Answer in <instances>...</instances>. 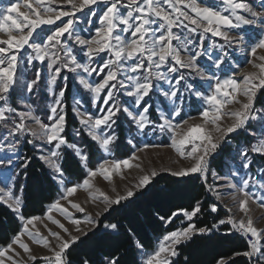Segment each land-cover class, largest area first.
<instances>
[{"label":"snow or ice","instance_id":"obj_1","mask_svg":"<svg viewBox=\"0 0 264 264\" xmlns=\"http://www.w3.org/2000/svg\"><path fill=\"white\" fill-rule=\"evenodd\" d=\"M81 23L90 27L81 29ZM83 31L89 34L84 36ZM209 35L224 43L212 41L206 46ZM231 48L252 57L247 63L255 71L244 73L242 80L223 67L229 55L226 49ZM204 57L210 63L202 65ZM37 63L41 67H36ZM29 70H34L30 79ZM65 72L72 74L99 113L81 111L78 106L82 101L75 99L72 112L80 127L74 135L83 133L98 147L102 155L95 166H91L90 154L68 139L64 101L69 76L63 75ZM94 74L98 77L95 81ZM196 80L202 83L197 86L191 82ZM42 85L51 98L46 119L26 98ZM121 94L130 99V107L119 101ZM258 95L264 96V0H258V6L249 0H216L213 4L203 0H9L0 6V205L20 224L9 242L0 246V264H35L37 259L43 264H89L70 257L83 242L81 237L88 235L80 225L97 227L98 222L91 215L84 220L76 218L73 211L84 213L85 208L69 198L82 190L93 202L99 200L105 212L132 200L158 175L156 169L145 171L137 162L141 159L138 153L150 147L170 148L189 162L178 170L162 171L176 178L195 176L217 202L222 203L226 196L232 206L223 204L226 217L211 227L197 226L200 201L191 210L160 216L165 226L178 215L184 218L181 223H188L164 234L156 248L145 254L144 264H178L181 245L197 236H210L223 225L230 228L224 235L239 234L247 249L220 258L216 264H229L230 260L235 264V257L246 258L248 264H264V229L256 227L264 216L254 221L250 207L264 208V169L258 176L248 174L253 157H264V107H257ZM154 96L157 99L153 102ZM191 98L200 102V123H190L197 117L183 115L185 102ZM13 100L25 110L13 106ZM154 104L158 121L151 118ZM234 104L239 107H231ZM122 115L138 136L159 133L168 135L169 142L138 147L129 139L127 143L134 149L131 155L112 159L119 139L114 126ZM253 123L259 131L252 128ZM242 132L256 139L236 150L232 162L240 160L239 167L221 160L228 172H210L211 164L227 153L230 141ZM22 144L39 153L36 158L48 169L45 177L58 184L62 193L47 205L42 216L24 215V186L19 178L27 179V172L20 170H27L32 159L20 155ZM69 157L84 173L71 186L65 168ZM133 168L142 175L123 193L118 192L114 178L124 179L123 172ZM241 168L246 173L243 177ZM209 174L214 181L224 183L209 184ZM98 177L112 185L113 195L96 185ZM207 208L216 214L219 205L211 203ZM233 208L242 214L241 219L237 220ZM49 223L58 230L48 227ZM41 226L47 235L42 234ZM103 228L119 233L117 223H106ZM29 241L49 255H33ZM135 246L143 248L139 241ZM108 264H119V260L109 259Z\"/></svg>","mask_w":264,"mask_h":264},{"label":"trees","instance_id":"obj_2","mask_svg":"<svg viewBox=\"0 0 264 264\" xmlns=\"http://www.w3.org/2000/svg\"><path fill=\"white\" fill-rule=\"evenodd\" d=\"M71 112L69 108L68 125L78 128V121L72 117ZM241 137L242 135L233 141L240 142ZM85 142V148L90 152L91 166H94V154L98 152V148L86 138ZM25 150L24 156L31 157L32 162L27 170H21L27 172V179L22 176L24 215L42 216L47 205L62 193L58 184L45 177L48 169L36 158V151L29 146ZM257 158L261 160L264 168V157L257 156ZM221 160L224 161V157L212 163V168L219 172L223 170ZM65 168L69 186L77 183L84 174L71 157L66 160ZM197 201L201 202L202 207V213L196 218L198 227H211L218 222V219L226 216V212L220 206L218 213H210L207 206L215 201L201 179L195 176L176 178L171 175H160L147 189L138 192L132 200L114 206V210L103 216L99 220L100 228L81 238L83 242L78 247L74 246L76 251L72 252L70 259L88 260L89 264H108L109 259L115 258L119 260V264H142L139 257L141 250L148 253L153 251L164 234L185 227L188 223L187 221L181 223L184 218L178 215L171 224L165 226L159 217H170L182 209L191 210ZM106 223H117L119 233L105 230L103 225ZM19 224L14 214L0 205V246L9 242L12 235L19 230ZM228 231H230L229 226L223 225L219 231L214 230L210 236H197L193 242L181 245L180 256L176 261L178 264H216L220 258L227 259L234 252L245 251L247 249L245 239L237 233L224 235ZM137 241L142 243V249L136 248ZM234 259L235 264H248L244 257ZM229 264L233 262L230 260Z\"/></svg>","mask_w":264,"mask_h":264},{"label":"rangeland","instance_id":"obj_3","mask_svg":"<svg viewBox=\"0 0 264 264\" xmlns=\"http://www.w3.org/2000/svg\"><path fill=\"white\" fill-rule=\"evenodd\" d=\"M249 2H251L253 4H255V2H256V5L258 6V0H249ZM8 3H9V0H0V6H5ZM21 10H23V9H21ZM77 15L80 16L82 14L78 13ZM79 27L81 29H87L90 26L81 23L79 25ZM250 31L258 32L259 29H250ZM82 34L84 36H87L89 34V32L83 31ZM212 41H215L217 44L224 43L223 40H221L217 37H211L209 35L207 40L205 41V45L207 46ZM226 50L229 52V55L227 57L226 64L223 67L225 68L226 71H229L230 74H235L236 78L238 80L243 79L244 73L255 71V69H253L251 67V65H249L247 63V60L252 59V57L248 56L245 51H241V50L236 49V48H231V49H226ZM213 54L215 55V52H213ZM259 54H261V53H258V55ZM200 63L202 65H205V64L210 63V61L208 60L207 57H204L201 59ZM36 67H41V65H39L37 63ZM33 71L34 70H29L27 72V76L29 79L32 77ZM63 75L69 76L68 91L66 92L65 101H64V103L66 105L67 116H68V109L70 108L72 110L73 107L76 106L75 105V99L76 98H78L82 101L81 105L78 106L81 111H89V112H92L94 114H99V113H97L96 108L91 107V105L89 103L88 94L86 92H84L82 89H80L79 86L77 85L76 81L72 79V74L65 72V73H63ZM221 75H223V74H221ZM92 79L95 81L96 79H98V77L95 76V74H94ZM191 82L196 84L197 86H199L202 83L199 80L191 81ZM67 95H69V96H67ZM26 98H27L28 102H30L33 105L34 111L38 115H40L42 118L46 119L47 104L50 103L51 98L48 97L46 91L44 90L43 85L40 88L36 89L34 94H26ZM240 98L243 99V97H240ZM118 99L122 104H126L129 107L131 106V101L128 97L121 94L118 97ZM156 99L157 98L154 96L152 98V101L154 102ZM257 103L259 104V105H257V107H264V96L258 95ZM13 106L19 108L20 110H25V109H23L22 105L20 103L16 102L15 100H13ZM199 107H200V102L198 100H195V98H191V102H188V101L185 102L184 111H183L184 117L185 118H187L188 116L197 117V119L191 120L190 123L195 124V123L201 122L198 119V117H199L198 108ZM231 107L236 108V107H239V105L234 104ZM71 114H72V117L74 119H76L73 112H71ZM151 118L154 121H158V115L155 111V104L153 106ZM78 125H79V123H78ZM79 127H80V125L78 126V128ZM78 128H74V127L69 126L67 124L68 139L70 142L77 143L85 152H88L90 154V152L85 148V145H86L85 144L86 143L85 138L88 141H91V140L87 136H85L83 133L81 134L80 137H76L74 135V133ZM252 128L259 131V129L257 128L255 123L252 124ZM114 130H115L116 134L118 135L119 139L117 141V146L113 148L112 159H123V158H127L129 155H131V153H132V151H134V149H132V147L130 145H128L127 141L129 139H133V142L135 144H137L138 147L146 145V144L164 145V144H167L169 142V136L168 135H160L159 133L153 134V133L149 132V134L147 136H138L134 130V127L130 124V121L128 120V118L126 116H123V115L119 118L118 124L116 126H114ZM240 135H242L240 142L236 143L233 140H231L230 141V148L228 149V152L223 156L224 162L232 164V166H234V167H239V165L241 163L240 160H236L234 163L232 162V157L235 156L236 150L238 148H243V147L249 146L251 143L255 142V139H256L255 137L249 136L243 132L236 135V137H239ZM27 146H29L30 148L33 149V147L31 145L22 144L21 150H20V155L22 157L26 154L25 148ZM36 154H37V156L39 155L38 152H36ZM101 155H102V153L99 150L96 154H94V157H95L94 161H93L94 166H95L97 160L100 158ZM138 155L140 156L141 159H140V161H137V162L142 164L145 171H148L150 169H156L158 172V175L156 177H158L160 175H170L168 172L162 171L161 169L170 168L172 170H178L180 167L187 166V164L189 163L188 161L181 160L172 149L167 148V147H155V148L150 147L147 149L146 152L138 153ZM218 158H221V157H217L216 160ZM261 169H264L262 164H261V160L259 158H257V156H254L253 157V165L248 170V174L258 176ZM211 170H216L215 168H212V164L210 166V172H211ZM216 171H218V170H216ZM227 172H228V169L225 167H223L222 172L218 171V173H221V174H226ZM240 173H241V177H243L246 174L245 170H243L242 168L240 169ZM123 175L125 177L124 179H120L119 176H116L114 178L115 188L118 192H121V193H123V190L125 189V187H130L133 183H135L136 178L138 176L142 175V173L139 172L137 169L133 168L131 170L124 171ZM19 179H20V183L23 185L22 177H20ZM95 183L103 191L107 192L109 195H113V193L111 191L112 185L105 182L102 178H99V177L96 178ZM208 183L209 184H214V183L223 184L224 181L216 182V181H214L212 176L209 174ZM67 184H68V181H67ZM221 191H227V190L221 189ZM16 194H19L18 189L16 190ZM210 196L215 201V203H218V205L223 210H224L223 204H227L228 206H232V201L229 197L225 196L222 200V203H221V202H217L211 194H210ZM69 199L72 200L73 202L80 203L82 205V207L85 208L84 213H77V212L73 211V215L76 218H78L80 220H84V218L86 216L91 215L95 220H97V222H98L97 227L89 226L86 223H82L80 225V227L84 231H86L88 234L97 230L100 227L99 226V220L109 212V211L108 212L103 211L104 205L102 203H100L99 200H97L95 202L90 200L88 198V194L82 190L78 191L74 196L70 197ZM62 203H64V202H62ZM250 207L252 210L251 214H252L254 221L258 220V218H260L261 216H264V208H260L255 204H250ZM97 212L100 213L99 216L96 215ZM233 214H235L237 220L242 218V214L237 212V210L235 208H233ZM53 215L55 218L61 219V222L65 223L66 226H68L70 229L72 228L71 225H68L67 222L63 221L62 218H60L56 213H53ZM226 215H227V213H226ZM45 223H47V222L45 221ZM48 227H51L54 231L58 230L55 228V226L51 225L50 223L48 224ZM256 227L260 228V229H264V219H259L258 223H256ZM40 231L42 232L43 235H47V232L45 231V229L42 226L40 228ZM83 237L84 236H82L81 238H83ZM29 244H30V247L32 248V254L33 255H36L37 257L43 256V255H49L47 250L44 249L42 246H37L36 244H32L30 241H29ZM146 253H148V252H144L142 250L140 251L139 257H140V260L142 261V264H144V259H145ZM22 255H23V253H22ZM25 259H26V257H25ZM29 264H31V262H29ZM35 264H43V262L41 260L37 259Z\"/></svg>","mask_w":264,"mask_h":264},{"label":"crops","instance_id":"obj_4","mask_svg":"<svg viewBox=\"0 0 264 264\" xmlns=\"http://www.w3.org/2000/svg\"><path fill=\"white\" fill-rule=\"evenodd\" d=\"M204 3H209V4H213L216 2V0H203ZM256 4V2H255Z\"/></svg>","mask_w":264,"mask_h":264},{"label":"built area","instance_id":"obj_5","mask_svg":"<svg viewBox=\"0 0 264 264\" xmlns=\"http://www.w3.org/2000/svg\"><path fill=\"white\" fill-rule=\"evenodd\" d=\"M225 217H226V216H225ZM225 217H224V218H225Z\"/></svg>","mask_w":264,"mask_h":264},{"label":"water","instance_id":"obj_6","mask_svg":"<svg viewBox=\"0 0 264 264\" xmlns=\"http://www.w3.org/2000/svg\"><path fill=\"white\" fill-rule=\"evenodd\" d=\"M100 228V227H99Z\"/></svg>","mask_w":264,"mask_h":264}]
</instances>
